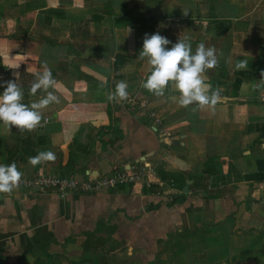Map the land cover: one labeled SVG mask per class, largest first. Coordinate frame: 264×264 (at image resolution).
Listing matches in <instances>:
<instances>
[{
  "label": "crops",
  "instance_id": "obj_1",
  "mask_svg": "<svg viewBox=\"0 0 264 264\" xmlns=\"http://www.w3.org/2000/svg\"><path fill=\"white\" fill-rule=\"evenodd\" d=\"M154 33L216 49L214 111L141 86ZM45 66L60 103L32 132L0 122V164L77 179L152 166L161 182L0 193V264H264V0H0V92L13 80L39 99ZM120 81L128 98L109 102ZM41 150L55 162L31 166Z\"/></svg>",
  "mask_w": 264,
  "mask_h": 264
},
{
  "label": "clouds",
  "instance_id": "obj_2",
  "mask_svg": "<svg viewBox=\"0 0 264 264\" xmlns=\"http://www.w3.org/2000/svg\"><path fill=\"white\" fill-rule=\"evenodd\" d=\"M187 15V12H184ZM130 31V29H129ZM171 42L159 33L145 34L142 50L139 58L146 60L150 66V73L146 76L142 87L157 97L165 94V90L171 86L179 93L178 106L192 110L215 109L220 102L219 89H213L207 82L206 72L218 67L219 60L214 47H206L200 42L193 51L191 38L184 37L166 47ZM18 68L19 64L6 66ZM248 62L241 61L236 65L237 71L247 69ZM264 75V74H262ZM36 79L31 84L28 94L35 97L38 91L45 95L30 104L24 103V91L16 81L5 82L6 86L0 92V122L5 127L15 128L20 132H32L47 123L43 117V111L52 104L60 103L55 94L56 81L47 66L42 72L35 73ZM128 85L124 81L117 82L114 90L107 94L106 99L112 103H118L128 98ZM56 160V154L51 150L38 151L35 156L28 158V163L36 167L44 163H52ZM22 172L18 170L15 162L0 164V193H11L16 189L22 179Z\"/></svg>",
  "mask_w": 264,
  "mask_h": 264
},
{
  "label": "built area",
  "instance_id": "obj_3",
  "mask_svg": "<svg viewBox=\"0 0 264 264\" xmlns=\"http://www.w3.org/2000/svg\"><path fill=\"white\" fill-rule=\"evenodd\" d=\"M158 121V119H156ZM161 182L157 171L152 166H138L126 170H114L110 174L98 177L88 176L77 179L67 175L39 174L35 176L22 175L16 189H28L43 193L64 194L66 192H92L103 189H113L125 184H139L150 188Z\"/></svg>",
  "mask_w": 264,
  "mask_h": 264
}]
</instances>
